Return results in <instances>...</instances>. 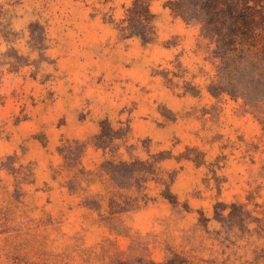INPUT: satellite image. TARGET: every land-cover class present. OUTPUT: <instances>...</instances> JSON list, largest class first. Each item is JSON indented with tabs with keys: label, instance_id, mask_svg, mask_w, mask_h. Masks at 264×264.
I'll use <instances>...</instances> for the list:
<instances>
[{
	"label": "rangeland",
	"instance_id": "1",
	"mask_svg": "<svg viewBox=\"0 0 264 264\" xmlns=\"http://www.w3.org/2000/svg\"><path fill=\"white\" fill-rule=\"evenodd\" d=\"M166 1L146 44L119 30L133 0H0V264H264V122L210 95L216 63ZM66 143L85 146L72 166ZM109 159L158 179L119 189ZM219 203L258 221L229 232Z\"/></svg>",
	"mask_w": 264,
	"mask_h": 264
},
{
	"label": "trees",
	"instance_id": "2",
	"mask_svg": "<svg viewBox=\"0 0 264 264\" xmlns=\"http://www.w3.org/2000/svg\"><path fill=\"white\" fill-rule=\"evenodd\" d=\"M152 0H133L126 17L119 26L125 38L139 37L144 43L154 39L153 22L155 15L150 4ZM186 25L199 29V36L205 41L216 72L207 90L215 98L229 96L246 112L264 122V0H167L164 4ZM101 133L95 137V146L106 151L113 149L116 132L101 123ZM85 146L80 147L78 155L72 145L66 143L58 148L64 161L72 166L81 156ZM100 170L119 189H145V183L158 179L154 161H123L109 159ZM170 185L163 190L164 198L173 199ZM116 196V195H115ZM113 201L116 197L112 198ZM137 199H130L134 201ZM176 203V202H172ZM229 210L228 213L226 211ZM214 220L229 228L247 230L250 222L258 218L246 211L243 206L217 204ZM139 264H215L214 262H193L179 254H173L163 262L139 259Z\"/></svg>",
	"mask_w": 264,
	"mask_h": 264
}]
</instances>
